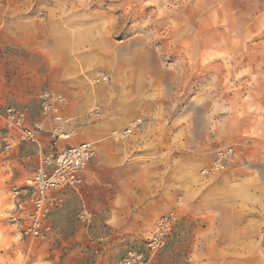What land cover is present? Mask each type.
Returning a JSON list of instances; mask_svg holds the SVG:
<instances>
[{
    "label": "rangeland",
    "instance_id": "obj_1",
    "mask_svg": "<svg viewBox=\"0 0 264 264\" xmlns=\"http://www.w3.org/2000/svg\"><path fill=\"white\" fill-rule=\"evenodd\" d=\"M51 65L79 87L64 95L66 115L99 106L73 137L96 154L82 189L52 211V237L36 240L8 219L30 147L0 150V264H121L168 211L176 226L153 264H264V0H0V114L14 105L36 117ZM136 118L131 135L111 136ZM146 143L175 153L131 166L129 147ZM220 148L228 161L210 174Z\"/></svg>",
    "mask_w": 264,
    "mask_h": 264
},
{
    "label": "built area",
    "instance_id": "obj_2",
    "mask_svg": "<svg viewBox=\"0 0 264 264\" xmlns=\"http://www.w3.org/2000/svg\"><path fill=\"white\" fill-rule=\"evenodd\" d=\"M94 82L98 79H93ZM67 99L61 93L43 89L39 95V112L32 117L26 107L5 105L0 114V150L4 154H19L23 145L30 147L21 157L30 167L22 184L12 186V206L8 219L23 239L48 240L53 234L50 215L64 204V192L73 185L80 172L96 154L95 144L73 139L75 129L83 121H94L99 106L93 104L80 115H66ZM141 124V118L128 122L111 136L124 139ZM230 148H220L208 167V173L222 170L228 161ZM205 172V171H204ZM94 213L88 208L77 211L79 221L89 222ZM176 226V213L159 215L146 240L144 250H127L121 264H153L155 255L164 247Z\"/></svg>",
    "mask_w": 264,
    "mask_h": 264
},
{
    "label": "crops",
    "instance_id": "obj_3",
    "mask_svg": "<svg viewBox=\"0 0 264 264\" xmlns=\"http://www.w3.org/2000/svg\"><path fill=\"white\" fill-rule=\"evenodd\" d=\"M29 41H30V38H28V37L27 38L26 37H18L15 42H17L18 47H26L28 45ZM41 41H42V39L40 40L39 43H42ZM56 43L57 44H55V47H53L51 51L53 52V54L56 57V60H57L56 63L59 65V64H61L60 63L61 58L57 55L60 54L61 51L59 48V43L58 42H56ZM35 52L39 53V49L36 48ZM63 76H64V73L62 72L61 67H59L57 65L56 66H54V65L49 66L48 70L44 72V76H43L44 79L40 85V88H42L41 91L43 89L48 88V89H51V90L56 91L58 93H61L62 95H66L68 97L77 94L79 91L78 85L73 84L69 80H60V78ZM34 88H36V86ZM17 98L19 101L30 102V100H32V94L29 92H27V93L21 92V93H19ZM168 150H171V153L174 154L175 153L174 145L171 144V146L169 148H167V147L164 148L160 144H151V143L131 146V147H129L128 158L126 160H128V162H131V166H133V163L135 162V160L137 158H140V157L155 158L160 153L166 152ZM108 164L111 165V162H108ZM84 181H85L84 176H82V177L79 176L77 181L73 185L66 188V190L64 192L65 204H67L68 198L71 196L72 193L79 192L82 189V187L84 186ZM58 209H56L55 211H57ZM53 216H55V213L52 212V215L50 217L51 220H52Z\"/></svg>",
    "mask_w": 264,
    "mask_h": 264
},
{
    "label": "bare ground",
    "instance_id": "obj_4",
    "mask_svg": "<svg viewBox=\"0 0 264 264\" xmlns=\"http://www.w3.org/2000/svg\"><path fill=\"white\" fill-rule=\"evenodd\" d=\"M238 12V11H237ZM238 18H235V20H237ZM245 20V19H244ZM250 20V19H249ZM229 21H231V20H229ZM242 22H243V20H242ZM242 22L240 23V25L242 24ZM251 22V21H250ZM230 25H232V24H230ZM229 26V25H228ZM249 27H250V25H249ZM235 28V27H234ZM239 28V27H238ZM239 30H241V29H239ZM233 31V30H232ZM236 33V32H235ZM234 33V35H237V34H235ZM237 33H238V31H237ZM248 34H250V33H248ZM236 37V36H235ZM237 37H239V36H237ZM241 37V36H240ZM206 38V37H205ZM214 41V40H213ZM217 41H219V40H217ZM216 43H219V42H216Z\"/></svg>",
    "mask_w": 264,
    "mask_h": 264
}]
</instances>
